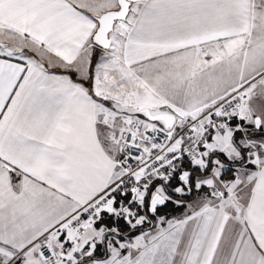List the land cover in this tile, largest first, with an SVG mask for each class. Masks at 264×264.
Wrapping results in <instances>:
<instances>
[{
	"label": "snow or ice",
	"instance_id": "obj_1",
	"mask_svg": "<svg viewBox=\"0 0 264 264\" xmlns=\"http://www.w3.org/2000/svg\"><path fill=\"white\" fill-rule=\"evenodd\" d=\"M0 264H264V0H0Z\"/></svg>",
	"mask_w": 264,
	"mask_h": 264
}]
</instances>
